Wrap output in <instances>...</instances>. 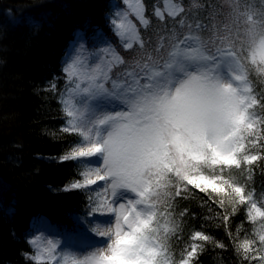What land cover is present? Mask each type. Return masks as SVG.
I'll return each instance as SVG.
<instances>
[{
    "label": "snow or ice",
    "instance_id": "obj_1",
    "mask_svg": "<svg viewBox=\"0 0 264 264\" xmlns=\"http://www.w3.org/2000/svg\"><path fill=\"white\" fill-rule=\"evenodd\" d=\"M182 11L175 7L169 15ZM135 15L142 24L148 23L139 6ZM236 16L234 30L219 37L226 46L215 40L209 46L196 35H186L176 39L170 51L158 49L159 57L149 56L138 63L137 71H126V79L113 74L114 61L123 63L118 55L112 53L106 59L110 50L104 46L89 50L82 34L76 32L75 54L62 68L68 85L61 90L67 118L62 131L78 134L83 144L71 147L59 161L99 158L100 163L89 165L80 178L58 190L69 192L103 182V191L89 197L91 210L76 221L105 244L80 258L65 254L58 259L60 240L42 244V237L35 236L26 241L34 249L23 253L26 261L196 264L203 244L186 247L179 261L173 259L169 244L170 236L180 229L173 219L174 200L196 193L205 194L221 208H225L222 194H226L232 208L229 215L237 214L243 205L250 221L264 220V197L258 202L253 191L233 176H224L225 169L233 168L251 175L253 166L264 161V114L255 111L257 107L264 110V95H257L248 79L250 68L264 78V14L256 19L251 12L237 11ZM239 17H244L242 23ZM106 19L113 35L139 39L126 14L114 10ZM57 79L45 91H56ZM118 196L122 197L119 202L114 199ZM188 211L184 209L180 217ZM97 213L111 215L114 222L89 228L87 217ZM229 215L223 217L225 225ZM194 239L213 242L211 235L201 231L194 233ZM216 246L224 248L223 243ZM235 249L242 264H254L257 256L264 264V225L252 239L238 241Z\"/></svg>",
    "mask_w": 264,
    "mask_h": 264
},
{
    "label": "trees",
    "instance_id": "obj_2",
    "mask_svg": "<svg viewBox=\"0 0 264 264\" xmlns=\"http://www.w3.org/2000/svg\"><path fill=\"white\" fill-rule=\"evenodd\" d=\"M164 1L141 0L144 17L149 20L141 29L144 36L160 30V21L180 17L181 12L174 17L161 12ZM166 1L173 8L182 4L184 25L209 22L208 10L215 2ZM115 3L121 0H0V264H34L23 256L32 248L26 241L34 235V221L41 223L42 217L60 233L68 229L73 214L89 211L84 189L58 190L79 178L81 170L78 160L59 161L60 155L81 141L78 134L62 131L67 118L61 90L68 87L62 68L78 39L77 31L82 37H92L97 29L110 33L106 17ZM158 38L171 48L181 37L177 30L163 28ZM118 64L125 73L128 61ZM56 77V91H45ZM254 91L264 95V84L255 83ZM229 175L253 191L258 202L264 197V161L253 166L251 175L246 170L225 169V178ZM222 197L226 211L203 193L174 200L173 219L180 229L170 236L169 244L176 261L186 247L196 243L204 245L196 264H242L235 244L252 239L259 226L247 218L243 205L237 214L229 215L232 208L226 194ZM184 209L189 211L181 218ZM225 215H229L227 225ZM74 230L79 231L77 227ZM196 231L211 235L213 242L194 239ZM217 243H223L224 248ZM254 264H260L258 256Z\"/></svg>",
    "mask_w": 264,
    "mask_h": 264
},
{
    "label": "rangeland",
    "instance_id": "obj_3",
    "mask_svg": "<svg viewBox=\"0 0 264 264\" xmlns=\"http://www.w3.org/2000/svg\"><path fill=\"white\" fill-rule=\"evenodd\" d=\"M178 5L179 7H182V4L179 3ZM138 6L144 17L141 0H127V3H122V2L120 4L115 3V7L113 9V11L116 10L121 12L122 14L127 15L130 22L137 29V35L139 37L138 40L128 41L126 38H118L117 36L113 35L112 30H110L109 34H105V33L103 34L99 29H97L96 33L92 37L90 35L82 37L83 40L86 42L89 50L98 49L99 46L108 47L110 51L108 54H106L105 56L106 59H111V54L115 53L120 57V59L123 62L128 61V65L124 66V69L126 71H137V67H136L137 64L138 63L143 64L145 61L148 60L149 56L155 59L161 55V51L166 53L167 51L171 50V48L167 47V44L161 42L160 39L158 38V35L163 30V28L164 29L168 28L170 30L172 29L177 30V32L180 33L181 38H182V33L183 36L196 35L202 41L206 42L209 46H211L213 40H215L216 43L220 46H226L221 44L219 37L226 36L230 29L234 30V22L237 19L236 16L237 11L251 12L254 14V17L256 19H260L261 14H264V0H215L214 6L208 10L209 22L198 21L196 23H190L188 25H184L182 21V12H181L179 18L174 17L173 19L167 22H163L159 20L160 23L158 24V27H160L161 29L154 32H148V36H149L148 37L142 34L141 29L148 25L149 20L146 17H144L148 21V23L145 25L142 24L139 18L136 17L135 12ZM172 9L173 6L170 5L168 1L165 0L160 8V11L165 12L166 14L169 15ZM239 20L242 23L244 17H239ZM197 25H200L201 27L198 28ZM129 42L132 44V47L124 48L123 45ZM73 46L70 50V53L68 54L67 62H70V60L75 54L73 50ZM158 49H160L161 51H158ZM114 63H116V67L113 69V73L114 72L119 73L118 78L121 77L126 79V77L123 76L124 73H122L119 69V64L115 61ZM248 79L250 81V86L253 89L255 83L259 82L261 84H264V78L259 76L254 71L253 68H250L249 70ZM255 111L258 114H264V110H262L259 107L255 108ZM82 144L83 141L81 138V141L74 146L78 147V146H82ZM78 162L79 165L81 166V170L79 171V173L89 165L98 166L100 163L99 158H93L91 160L81 159L78 160ZM84 191L87 194V202L90 211L92 205L89 203V197L94 198L97 192L103 191V182H98L97 185L84 188ZM126 195L131 196L130 193ZM114 199L117 202H119L122 199V197L118 196ZM159 211L163 212V209H159ZM86 213L82 215L73 214L72 222L68 227V229L63 230L60 233L52 229L54 225H51L49 222H47L41 217L40 219L41 223L37 222L39 220L34 221L33 230H32L34 232V235L31 236L30 239L34 238L35 236H41L42 244L46 242V240L48 239L60 240V244L58 245V259L65 254H67L70 258L71 257L80 258L83 254H87L89 250H92L97 246L105 244V240L103 238H98L90 231H84L82 228H79L77 226L76 217L86 216ZM87 219L91 221V223L88 225L89 228L93 226L107 227L109 226L110 222H114V217H112L111 215L102 216L98 213L94 214L92 217H87ZM260 219L261 218L257 217V219L254 221L259 226V229L261 225H264V220L262 219L258 223ZM163 223L164 220L162 219L161 224ZM169 226L171 227V225ZM76 227L79 229L78 232L74 230ZM69 232H72L74 234L69 236L67 235V233ZM171 252L173 254L172 248H171ZM53 264H55V262H53Z\"/></svg>",
    "mask_w": 264,
    "mask_h": 264
},
{
    "label": "bare ground",
    "instance_id": "obj_4",
    "mask_svg": "<svg viewBox=\"0 0 264 264\" xmlns=\"http://www.w3.org/2000/svg\"><path fill=\"white\" fill-rule=\"evenodd\" d=\"M176 211V208H175ZM25 252H32V248L30 247L28 250H26Z\"/></svg>",
    "mask_w": 264,
    "mask_h": 264
}]
</instances>
